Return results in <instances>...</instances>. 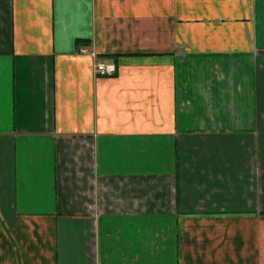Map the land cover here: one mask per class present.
Instances as JSON below:
<instances>
[{"label":"crops","instance_id":"crops-1","mask_svg":"<svg viewBox=\"0 0 264 264\" xmlns=\"http://www.w3.org/2000/svg\"><path fill=\"white\" fill-rule=\"evenodd\" d=\"M0 264H264V0H0Z\"/></svg>","mask_w":264,"mask_h":264},{"label":"built area","instance_id":"built-area-1","mask_svg":"<svg viewBox=\"0 0 264 264\" xmlns=\"http://www.w3.org/2000/svg\"><path fill=\"white\" fill-rule=\"evenodd\" d=\"M118 71V65L115 62H99L96 65V72L101 76H114Z\"/></svg>","mask_w":264,"mask_h":264},{"label":"trees","instance_id":"trees-1","mask_svg":"<svg viewBox=\"0 0 264 264\" xmlns=\"http://www.w3.org/2000/svg\"><path fill=\"white\" fill-rule=\"evenodd\" d=\"M78 42H83V41L79 39V41H78Z\"/></svg>","mask_w":264,"mask_h":264}]
</instances>
